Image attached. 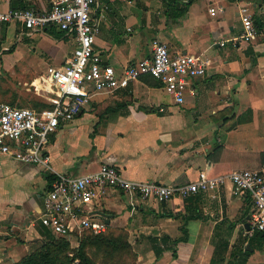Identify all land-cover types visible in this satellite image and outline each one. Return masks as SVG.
Returning <instances> with one entry per match:
<instances>
[{
	"label": "crops",
	"instance_id": "crops-1",
	"mask_svg": "<svg viewBox=\"0 0 264 264\" xmlns=\"http://www.w3.org/2000/svg\"><path fill=\"white\" fill-rule=\"evenodd\" d=\"M50 3L0 0V11L47 10ZM98 5L93 46L115 71L151 56L153 42L160 40L171 53L205 56V74L192 81L194 92L182 104L148 75L112 93H96L68 124L73 138L62 143L58 133L64 125L50 135V171L0 154L3 264L42 242L46 228L38 216L55 172L78 176L107 163L127 178L171 185L195 179L200 170L216 175L252 168L264 174V0H98ZM241 6L249 7L256 35L234 46L231 38L243 32ZM22 31L18 23L0 24V101L36 109L51 104L46 69L65 63L74 46L62 32ZM219 40L225 45L216 44ZM230 188L227 183L164 203L106 188L94 210L106 215L110 229L128 232L137 264H264V240L253 239L250 246L253 231L245 227L250 198ZM224 243L221 260L214 249L221 245L222 251Z\"/></svg>",
	"mask_w": 264,
	"mask_h": 264
},
{
	"label": "built area",
	"instance_id": "built-area-1",
	"mask_svg": "<svg viewBox=\"0 0 264 264\" xmlns=\"http://www.w3.org/2000/svg\"><path fill=\"white\" fill-rule=\"evenodd\" d=\"M98 6V0H51L47 10L22 7L0 11V24L18 23L24 28L23 35L53 29L62 32L74 46L65 63L46 69L44 83L50 87L47 90L50 108L37 110L0 101V154L50 171L46 152L50 135L70 123L96 93L126 88L142 75L158 81L177 104L184 102L186 93L194 92L192 81L204 76L207 58L200 53H171L160 40L153 42L151 56L132 62L118 72L104 63L93 46L100 29L95 14ZM239 11L243 32L231 38L234 46L256 35L249 7L241 6ZM216 44L223 46L225 40ZM227 183L233 195L245 193L250 198L248 232L264 231V174L257 169L217 175L200 170L195 179L179 185L130 179L107 163L78 176L55 172L43 197L38 221L55 236L70 237L82 231L98 234L106 231L108 224L93 211L106 188L164 203L175 197L187 199L214 191ZM0 264L3 263L0 261Z\"/></svg>",
	"mask_w": 264,
	"mask_h": 264
},
{
	"label": "trees",
	"instance_id": "trees-1",
	"mask_svg": "<svg viewBox=\"0 0 264 264\" xmlns=\"http://www.w3.org/2000/svg\"><path fill=\"white\" fill-rule=\"evenodd\" d=\"M48 33L60 32L56 30L45 31ZM12 105V104H11ZM15 106V105H14ZM26 107V106H18ZM51 104L49 103H40L36 109L50 108ZM252 169V168H244ZM234 171V170H233ZM228 173V172H225ZM223 174V173H221ZM217 175V174H216ZM179 185V184H178ZM182 232H186L184 227H182ZM55 236V235H54ZM128 232L125 229H110L107 227L106 231L98 234H93L91 232H84L81 236L79 245L76 248H70L69 242L61 237L55 236V238L46 239L43 237L41 246L23 256L18 261H12L10 264H70L74 260H77L78 264H96L92 257L88 254V247H93L94 252H102L103 256H126L127 253H131L132 247L128 240ZM150 240H155L156 237L149 236ZM253 239L264 240V231L253 230L252 236L249 239V244ZM218 245L214 249V256L219 259H223L224 252L227 248V245L224 243ZM160 250V249H159ZM157 251V250H156ZM155 251V252H156ZM248 253L249 251L244 250ZM72 253V255H70ZM134 257V256H133ZM122 264V262H119ZM137 264V263H132Z\"/></svg>",
	"mask_w": 264,
	"mask_h": 264
},
{
	"label": "rangeland",
	"instance_id": "rangeland-1",
	"mask_svg": "<svg viewBox=\"0 0 264 264\" xmlns=\"http://www.w3.org/2000/svg\"><path fill=\"white\" fill-rule=\"evenodd\" d=\"M68 124L69 123L65 124L63 126V128L58 133V135L60 137H62V139H61V141H63L62 143H65V144L68 142V140H70L71 138H73L75 136L72 133H69L68 132V126H69ZM85 153H87V151ZM80 158H81V156H80ZM111 229H116L117 230L119 228H111ZM84 232H89V231H82L79 234H75L73 236L63 237V238H65L69 242L70 248L73 249V248L78 247L79 241H80L79 238H81V236H82V234ZM42 235L46 239H50V237L51 238H55V236L52 233H50V231L47 230V229H45L42 232ZM128 240H129V238H128ZM129 242H130L131 247H132V250H131L132 254L129 252V253L126 254V256H123V257H119V256H111V257L108 256V257H105V256H103L102 252H96L95 253L93 247H88L87 251H88V254L90 255V257H92V259L94 260V262H96V264H119V262H122V264L137 263L136 262L137 252H136V249L134 248L135 242H134L133 239L130 240ZM40 246H41V243H38L37 245L32 246L31 249H30V251H29V253L32 252V251H34V250H36V249H38ZM27 254H25V255H27ZM70 255H72V253H70ZM22 257H20L18 260H20ZM18 260H16V261H18ZM10 263L11 262H7L6 264H10ZM70 264H78V262H77V260H74Z\"/></svg>",
	"mask_w": 264,
	"mask_h": 264
},
{
	"label": "water",
	"instance_id": "water-1",
	"mask_svg": "<svg viewBox=\"0 0 264 264\" xmlns=\"http://www.w3.org/2000/svg\"><path fill=\"white\" fill-rule=\"evenodd\" d=\"M93 212H94L93 214H96L97 216L103 218L105 220L106 224L109 223V220L106 219V215L104 213H102L100 211H93ZM245 227H246L247 230L250 229V225L248 223L245 224Z\"/></svg>",
	"mask_w": 264,
	"mask_h": 264
}]
</instances>
